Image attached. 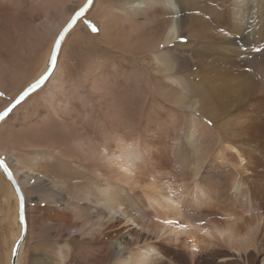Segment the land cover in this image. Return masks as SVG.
Masks as SVG:
<instances>
[{
  "label": "bare ground",
  "instance_id": "obj_1",
  "mask_svg": "<svg viewBox=\"0 0 264 264\" xmlns=\"http://www.w3.org/2000/svg\"><path fill=\"white\" fill-rule=\"evenodd\" d=\"M5 1L0 0V5ZM8 1L34 7L33 0ZM121 1L124 15L140 18L133 27L135 32L144 24L151 26L144 47L153 51L145 55L143 66L157 71L160 77L165 75L177 86L175 103L180 112L189 111L192 129L179 132L176 127L180 115L171 111L164 113L154 128L128 129L114 113H103L94 103L81 109L69 94L50 91L46 107L68 127L76 156L64 154L56 146L48 147V156H43L34 144L26 157L3 158L7 166L13 160L16 164L17 171L10 172L23 200L36 198L38 222L44 231L52 235L55 229L72 243L85 238L93 250L103 251L106 264H264V146H259L255 138L256 108L254 112L246 109L249 126L242 124L228 135L218 132L219 162L202 155L194 130L204 115L196 106H201L203 92L187 85L185 70L193 64L191 56L197 49L208 44L183 39L181 8L175 0ZM220 42L209 45L216 51ZM194 46L196 52L192 55ZM223 48L230 51L229 47ZM49 66L50 62L41 76ZM57 70L55 65L51 74ZM73 109L83 118L90 117L100 132L109 134V139L100 140L80 130L73 121ZM151 129L157 133L149 135ZM0 173H4L1 165ZM11 187L22 235L18 196ZM27 230L26 223L16 264H21ZM68 248L66 253L35 252L31 264H70L74 246Z\"/></svg>",
  "mask_w": 264,
  "mask_h": 264
},
{
  "label": "rangeland",
  "instance_id": "obj_2",
  "mask_svg": "<svg viewBox=\"0 0 264 264\" xmlns=\"http://www.w3.org/2000/svg\"><path fill=\"white\" fill-rule=\"evenodd\" d=\"M86 1L33 0V8L8 0L1 3L0 113L19 93L40 78L50 62L58 36ZM175 1L181 8L183 39L208 44L206 48L197 49V52L195 46L190 50V54H196L195 57L191 56L193 64L185 70L187 85L203 92L201 106L196 104L200 114H204L194 130L199 142L196 145L198 151L215 159L214 163L219 162L218 132L228 135L232 129H240L242 124L249 126V120L245 121V112L246 109L254 112L255 108V138L259 146H264V0ZM123 7L121 0H93L67 30L58 48L57 72L0 119L2 159L26 157L34 144L38 145L43 156H48V147L51 146L60 148L64 154L76 156L68 127L57 121L46 107L50 91L69 94L81 109L94 103L103 113H114L117 121L128 129L150 125L154 128L168 111L180 115L176 127L179 132L192 129L189 111L180 112L179 105L175 103L177 86L165 75L160 77L157 71L143 66L145 55L153 51L144 47L151 26L144 24L135 32L133 27H137L135 22L140 18L127 17ZM164 12L170 15L169 10L165 9ZM93 26L98 30L92 31ZM231 40L235 44L230 45ZM219 41H222L221 46H217L216 51L210 47L209 44H218ZM222 46L229 47L230 51ZM205 62H210V65ZM106 107L109 110H105ZM73 110V121L80 130L100 140L109 139V134L100 132L97 123L90 117L83 118L76 109ZM154 133H157L154 129L149 131V135ZM13 161L8 168L16 172ZM9 184L6 175L0 173V264H10L12 247L20 236L18 219L15 217L16 196ZM35 199L29 197L24 201L28 230L21 264L33 263L32 255L35 252L60 250L66 253L70 245L74 246L70 264H106L102 259L103 251L93 250L91 242L88 243L85 238L72 243L67 236L55 233V229L52 235L44 231L38 222L40 210L36 209ZM54 263L66 264L63 261Z\"/></svg>",
  "mask_w": 264,
  "mask_h": 264
},
{
  "label": "water",
  "instance_id": "obj_3",
  "mask_svg": "<svg viewBox=\"0 0 264 264\" xmlns=\"http://www.w3.org/2000/svg\"><path fill=\"white\" fill-rule=\"evenodd\" d=\"M93 0H87L86 1V3L84 4V6H82L81 8H83L84 9V11L87 9V7L91 4V2H92ZM80 8V9H81ZM79 9V10H80ZM79 10L77 11V12H79ZM76 12V13H77ZM76 13L74 14V16H76ZM82 15V14H81ZM81 15H79V16H76V19L75 20H73V19H71V25L69 26V24L66 26L67 27V29H69L77 20H78V18L81 16ZM73 16V17H74ZM72 17V18H73ZM65 27V28H66ZM65 30V29H64ZM62 31V32H64V35H65V33L67 32V31ZM60 37V35L58 36V38ZM64 37V36H63ZM62 37V38H63ZM57 38V39H58ZM62 38H61V40H62ZM55 45V44H54ZM54 45H53V48H54ZM59 48V47H58ZM58 48H57V51H58ZM53 50V49H52ZM53 52V51H52ZM58 53V52H57ZM57 59V58H56ZM55 64H56V61H55ZM54 68H55V66H54ZM52 71H53V68H52V65L50 64V66H49V68H48V73H49V75L45 78V80L40 84V85H42L45 81H46V79L51 75V73H52ZM35 83V82H34ZM33 83V84H34ZM33 84H30L27 88H25L21 93H19L18 94V96H16V98L8 105V107L7 108H9V106L10 105H12V108L11 109H13L18 103H16V101H17V99L21 96V94L22 93H24L27 89H29L30 88V86L31 85H33ZM39 85V86H40ZM38 86V87H39ZM37 88V87H36ZM35 88V89H36ZM34 90V89H33ZM32 90V91H33ZM32 91H29L28 93H27V95L29 94V93H31ZM27 95H25L24 97H23V99L27 96ZM23 99H21L20 101H22ZM19 101V102H20ZM6 108V109H7ZM3 113V112H2ZM5 116V115H4ZM4 116H0V119L1 118H3ZM0 165H1V167H2V170H3V172H4V174L8 177V179L10 180V182L12 183V185H13V187H14V189H15V191H16V193H17V196H18V202H19V209H20V218H21V222H22V228H21V233H22V235L24 234V231H25V228H26V221H25V218H24V210H23V207H24V200H23V197H22V195H21V192H20V190H19V186H18V184L16 183V181H15V179L13 178V176H12V173L10 172V169L8 168V166L6 165V163L4 162V160L0 157ZM5 169H7V170H5ZM22 217H23V219H22ZM22 235H20V237L17 239V241L15 242V244H14V246H13V249H12V252H11V259H10V264H16V259H17V255H18V249H19V245H20V243H21V239H22Z\"/></svg>",
  "mask_w": 264,
  "mask_h": 264
},
{
  "label": "snow or ice",
  "instance_id": "obj_4",
  "mask_svg": "<svg viewBox=\"0 0 264 264\" xmlns=\"http://www.w3.org/2000/svg\"><path fill=\"white\" fill-rule=\"evenodd\" d=\"M84 12V9L81 8L79 10V12L76 13V16H79L81 15L82 13ZM76 16H74L72 19L75 20L76 19ZM71 25V21L69 22V26ZM67 27L65 28L64 31H67ZM92 31H97L98 29H96L94 26L92 27L91 29ZM64 36V32H61L60 33V37L56 40L55 42V45H54V48H53V52H52V56L50 58V64L52 65V68L54 70V66H55V61H56V58H57V48L61 45V38ZM163 47V46H161ZM257 51H259V49H257ZM49 75V73L46 71L33 85L30 86L29 89H27L24 93L21 94V96L17 99L16 103H19V101L21 99H23V97L25 95H27V93L29 91H32L33 89H35L36 87H38L44 80L45 78ZM12 108V105L9 106V108L5 109V111L3 113H0V116H4L6 115ZM7 170V169H5ZM23 219V217H22Z\"/></svg>",
  "mask_w": 264,
  "mask_h": 264
}]
</instances>
